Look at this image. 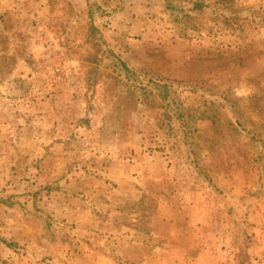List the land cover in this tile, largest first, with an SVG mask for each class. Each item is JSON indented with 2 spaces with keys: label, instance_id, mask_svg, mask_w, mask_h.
<instances>
[{
  "label": "rangeland",
  "instance_id": "rangeland-1",
  "mask_svg": "<svg viewBox=\"0 0 264 264\" xmlns=\"http://www.w3.org/2000/svg\"><path fill=\"white\" fill-rule=\"evenodd\" d=\"M0 264H264V0H0Z\"/></svg>",
  "mask_w": 264,
  "mask_h": 264
}]
</instances>
